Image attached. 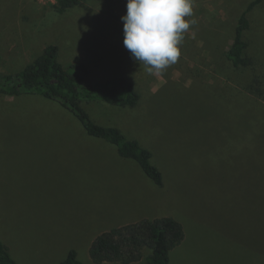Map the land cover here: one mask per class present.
I'll return each mask as SVG.
<instances>
[{"label": "rangeland", "instance_id": "374dc122", "mask_svg": "<svg viewBox=\"0 0 264 264\" xmlns=\"http://www.w3.org/2000/svg\"><path fill=\"white\" fill-rule=\"evenodd\" d=\"M253 1L192 0L181 55L155 74L123 45L127 0H86L65 13L51 0H0V73H20L55 45L64 67L87 65L88 84L132 82L136 108L83 107L139 140L164 176L159 188L57 102L0 95V240L18 264H61L72 250L95 264L97 236L163 217L185 231L169 264H264V102L239 87L252 73L225 58ZM248 18L245 39L264 76V2Z\"/></svg>", "mask_w": 264, "mask_h": 264}, {"label": "trees", "instance_id": "16d2710c", "mask_svg": "<svg viewBox=\"0 0 264 264\" xmlns=\"http://www.w3.org/2000/svg\"><path fill=\"white\" fill-rule=\"evenodd\" d=\"M86 0H59L55 7L59 13L79 6ZM264 0H254L238 20L235 38L225 54L235 70H248L252 79L247 84L239 83L246 95L264 102V76L258 63L250 55L245 35L250 32L248 14ZM59 48L51 45L23 71L15 75L0 73V95L17 97L39 95L57 102L71 112L82 124L88 136L103 140L116 147L121 158L138 164L144 175L159 188L164 187V176L152 162V153L139 140H129L116 127H103L92 121L85 111L84 103L102 102L117 108H136L141 96L136 86L122 77H114L88 84L89 69L84 63L64 67L58 60ZM1 63V56H0ZM248 100V99H247ZM185 239L183 225L174 218L144 219L119 226L97 236L89 250L95 264H134L146 259L147 264H169L170 253ZM150 253L145 258L144 252ZM0 264H18L8 247L0 240ZM61 264H82L75 250L69 252Z\"/></svg>", "mask_w": 264, "mask_h": 264}, {"label": "clouds", "instance_id": "9594fccd", "mask_svg": "<svg viewBox=\"0 0 264 264\" xmlns=\"http://www.w3.org/2000/svg\"><path fill=\"white\" fill-rule=\"evenodd\" d=\"M123 45L150 73L162 74L180 55L183 33L195 20L192 0H127Z\"/></svg>", "mask_w": 264, "mask_h": 264}, {"label": "built area", "instance_id": "2783aa9c", "mask_svg": "<svg viewBox=\"0 0 264 264\" xmlns=\"http://www.w3.org/2000/svg\"><path fill=\"white\" fill-rule=\"evenodd\" d=\"M59 0H51V2L55 3V2H58Z\"/></svg>", "mask_w": 264, "mask_h": 264}]
</instances>
